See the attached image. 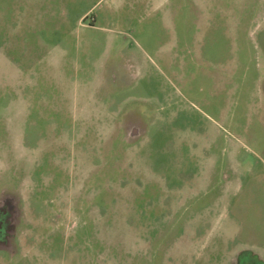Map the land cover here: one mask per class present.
Here are the masks:
<instances>
[{
    "label": "rangeland",
    "instance_id": "374dc122",
    "mask_svg": "<svg viewBox=\"0 0 264 264\" xmlns=\"http://www.w3.org/2000/svg\"><path fill=\"white\" fill-rule=\"evenodd\" d=\"M260 2L0 0V264H264Z\"/></svg>",
    "mask_w": 264,
    "mask_h": 264
},
{
    "label": "crops",
    "instance_id": "0c3cea01",
    "mask_svg": "<svg viewBox=\"0 0 264 264\" xmlns=\"http://www.w3.org/2000/svg\"><path fill=\"white\" fill-rule=\"evenodd\" d=\"M140 1L142 2V1H146V0H140ZM254 12H255V15L252 16L250 19H248L247 17H244L243 19L245 20L246 25H250V26L257 25V27H258V38H257V42H256L257 43V50L259 51L260 58L263 59V62H264V0H261L258 7H256L254 9ZM241 17H235V15L233 14L232 19L233 20L235 19V20L232 23L236 24V25H243L240 22H236V21H240L242 19ZM9 40H11V38H9ZM9 53H10V46H9ZM4 55H6L5 56L6 58L10 59V55H7L5 53H4ZM263 69H264V65H263ZM141 72L142 71L138 70L137 75ZM263 72H264V70H263ZM257 83H258V89H261L263 91L264 90V78L261 79V83H260V80H258ZM262 95L264 97V93ZM262 108H263V105H262ZM258 123H259V125L264 123V119L261 117L259 119ZM259 248H261V247H259ZM259 250H262V249H259ZM260 252H263V251H260Z\"/></svg>",
    "mask_w": 264,
    "mask_h": 264
}]
</instances>
